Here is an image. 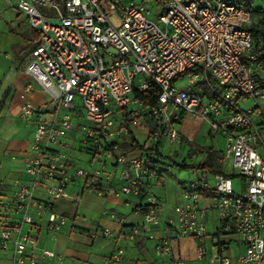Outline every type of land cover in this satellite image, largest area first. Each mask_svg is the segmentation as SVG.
I'll return each mask as SVG.
<instances>
[{"label": "built area", "instance_id": "built-area-1", "mask_svg": "<svg viewBox=\"0 0 264 264\" xmlns=\"http://www.w3.org/2000/svg\"><path fill=\"white\" fill-rule=\"evenodd\" d=\"M148 1L162 9L158 23L148 17ZM15 6L38 42L24 71L54 105L24 101L18 109L21 119L33 120L34 132L31 154L24 158L31 179L13 182V194L4 205L13 217L7 221L0 215V251L11 249L10 264L62 258L46 248L31 252L35 218H44L51 232L64 228L68 218L55 210V201L68 199L72 177H83L94 189L99 172L71 171L61 139L69 131H80L83 140L100 146L127 134V126L115 117L122 107L135 118L152 116L156 127L146 138L154 141L180 142L175 122L183 114L208 121L224 135L222 156L236 171L232 176L212 174L213 185L200 176L188 180L174 216L165 219L167 233L156 251L169 255L172 237L191 236L197 242L196 259L203 264H264V110L257 101L264 97V88L256 81L264 80V38L244 27L253 21L252 12L226 0H17ZM177 78L186 80L184 87H176ZM154 84L159 88L154 104L145 105L134 96ZM249 97L255 100L253 107L241 110L237 101ZM110 101L113 109L106 107ZM113 163L116 194L139 197L143 179L156 174V164L144 152L117 153ZM233 176L243 178L244 192L234 191ZM39 190L45 199L37 197ZM94 190L102 194L100 188ZM201 190L212 193L206 205ZM139 209L145 223H153L163 210L154 201ZM211 209L218 226L213 234L217 240L212 238L215 252L208 257L205 217ZM138 232L131 228L128 236ZM100 234L112 236L108 229ZM231 239L238 250L226 255ZM122 254L117 248L109 259Z\"/></svg>", "mask_w": 264, "mask_h": 264}, {"label": "crops", "instance_id": "crops-1", "mask_svg": "<svg viewBox=\"0 0 264 264\" xmlns=\"http://www.w3.org/2000/svg\"><path fill=\"white\" fill-rule=\"evenodd\" d=\"M13 1L17 2L0 0V215H4L7 221L13 216L8 217L9 211L5 210L4 205L13 194V182L31 179L24 171V158L31 154L33 120L21 119L18 114L19 106L24 101L46 108L54 105L43 87L24 71L29 53L38 42L35 30L29 27L25 15L17 10ZM115 117L118 121L121 112L118 111ZM175 123L182 139L174 144L163 140L160 145L161 157L177 155L180 147L193 143L200 128L207 122L197 116L183 114ZM130 129L138 141L135 130L146 138L148 128L141 117L130 122ZM149 140L151 139L146 138L143 142L147 147L154 143L153 139L151 143ZM63 146L65 145L62 143L61 147ZM127 151L132 150L127 148L116 152H124L127 156H137L141 152L139 149L137 154L129 155ZM222 152L223 150L219 151L221 154ZM187 155L189 156V152ZM68 158L71 168L72 161L69 156ZM182 160L185 161V158ZM111 164L114 166L113 162ZM156 164L163 168L160 173L143 179L139 197L116 194L119 181L111 177L110 173L101 175L99 172L96 177L97 188L102 190V194L88 185L80 188L73 186L68 199H60L54 203L55 210L67 216L66 225L51 232L45 226L44 218H35L31 233L36 245L31 252L36 254L41 248H46L62 255V258L56 259L44 257L41 264H203L200 260L196 263L195 239L188 236L172 237L169 255L156 251L157 242L167 233L165 219L174 216V206L181 202V191L185 185V181L179 186L166 182L165 175L170 174L168 166ZM203 176L206 178V174ZM74 179L72 177L70 182ZM36 195L41 199L46 198L41 190ZM153 201L160 203L163 210L153 223H145L139 205L148 206ZM202 203L206 205L208 199L204 198ZM208 212L205 220L211 217ZM111 214L123 217L124 222L118 223ZM22 228L23 231L28 229L27 225ZM131 228L139 230L132 238L128 236ZM102 229L110 230L112 236H102ZM91 233L96 235L91 236ZM117 248H121L123 254L118 259L110 260ZM11 256V249L0 251V264H10Z\"/></svg>", "mask_w": 264, "mask_h": 264}, {"label": "rangeland", "instance_id": "rangeland-1", "mask_svg": "<svg viewBox=\"0 0 264 264\" xmlns=\"http://www.w3.org/2000/svg\"><path fill=\"white\" fill-rule=\"evenodd\" d=\"M115 1H127V0H115ZM16 1H13L12 4H15ZM147 8L150 10V13L148 17L152 19L153 21L158 23L157 16L162 11L161 7L156 6L155 2L148 1L147 2ZM27 48V47H25ZM186 84V80L183 78H177L175 81V85L177 88L184 87ZM238 107L241 110H249L251 107H253L255 100L253 98H244L238 100ZM258 104L261 106L262 110H264V97L257 98ZM108 108L113 109L114 105L110 101L109 104H107ZM262 118V116H261ZM82 122H84L83 118L80 119ZM206 124H203L200 128L199 132L196 135V138L194 139V142L191 144H185L184 146L180 147L178 150L179 153L177 155L175 154H169L165 157H160V161L168 166L170 170V174L166 173L164 180L168 182L169 184H173L174 186H179L181 182L185 181V183L190 179H195L196 177L200 176V169L198 168H181L178 169L176 166H173L172 160L176 162H180L183 158H185V161L190 164H195L200 162L205 154L206 150L209 147H211L214 150H217L218 152L220 150H223L224 146V135H221L220 132H215L208 121H206ZM135 136L139 138V141L143 143L146 138L139 133L138 130H135ZM82 138V133L80 131H69L65 137L61 139L62 143L65 145L62 147V150L66 155H68L72 161V167L70 168L71 171H75L77 169H84L86 171L100 172L101 175H106L107 173L111 174V177L117 178L118 173L116 171V168L111 164L114 159V153H121L116 151H123L126 150L127 147H117L114 152L109 153H102L101 151L95 150L94 154H91L89 152H86L83 148H80V145L82 141L80 139ZM151 140H149V143H151ZM174 144V143H173ZM147 147V144H146ZM188 150V151H187ZM201 150V152L199 151ZM139 149H135L132 151H127L129 155L137 154ZM174 152V151H173ZM189 152V156L187 155ZM223 169L230 173L234 174L236 171L233 169L232 163L228 160L223 159ZM206 179H208L209 184L213 185L215 180L212 176V174H206ZM69 186L67 187L68 191H71V188L74 186L81 187L85 185L84 178L83 177H75L74 181L68 183ZM232 185L234 188V191L236 192H244L245 190V181L240 176H233L232 177ZM59 201V200H57ZM72 204V203H70ZM211 215L210 219H206V232H207V240L205 243V248L207 250V256H211L215 252V246L213 245V242L217 240V237L214 234L216 231V227L218 226L217 216L216 212L211 209L208 212V216ZM213 218L215 225L213 223ZM214 225V226H213ZM189 238L194 239L191 236H188ZM213 238V242L211 241ZM197 248V242L195 239V250ZM236 243L233 239L229 241L228 248L224 251V253L227 254H233L237 252ZM197 253V250H196ZM199 260H196V263H198Z\"/></svg>", "mask_w": 264, "mask_h": 264}, {"label": "trees", "instance_id": "trees-1", "mask_svg": "<svg viewBox=\"0 0 264 264\" xmlns=\"http://www.w3.org/2000/svg\"><path fill=\"white\" fill-rule=\"evenodd\" d=\"M228 2H232L237 6L243 7L244 9H248L253 14V21L249 24H246L244 27L250 30L251 34H253L256 38H264V3L259 2L258 0H226ZM257 81V87L264 88V80L256 79ZM159 93V88L157 85H153L149 91H143L138 92L136 91L134 96H137L143 104L150 105L154 104L157 101ZM207 93V91L205 92ZM209 95V93H208ZM210 96V95H209ZM121 117L118 119V122H123L124 125L127 126V134H122V136H117L113 138V140L108 141L106 144L97 145V144H91L88 140H83L82 138L80 141H82L80 148H83L86 152H89L91 154H94L95 150L98 151H105V152H114L115 147H127L129 150H135L140 149L141 152H144L152 157L153 163H159L164 164L160 161L161 152H160V145L163 141L162 138H158L154 143L151 145V147H146L144 143H140L136 138H134L132 131L130 129V122L135 118L132 115L131 111H127L124 107H122L121 110ZM144 120V123L146 124L149 133L154 130L156 127V123L154 122V119L152 116L147 113L143 114L141 117ZM81 119V117L78 119V121ZM81 121V120H80ZM82 122V121H81ZM149 139V138H148ZM101 147V148H100ZM206 150L205 158L195 164H190L185 162L184 160H181L180 162H176L172 160V165L176 166L177 168H198L202 171V174L200 177H204V174H229L232 176V174L226 172L223 169V156L221 153H219L216 150H213L211 147H209ZM124 153V152H123ZM117 153H114L116 155ZM156 174L160 173V170L163 168V166H158L156 164ZM205 178V177H204ZM85 186H87V183H85ZM94 189L97 188V186H92ZM200 193L205 198H210L212 195L211 192L208 190H201ZM140 196V194H139ZM145 207V206H144ZM143 209V208H142Z\"/></svg>", "mask_w": 264, "mask_h": 264}]
</instances>
